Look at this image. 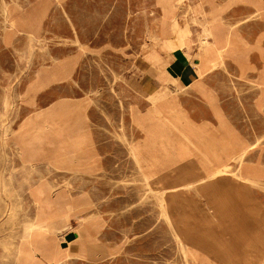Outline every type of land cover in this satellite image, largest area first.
I'll return each instance as SVG.
<instances>
[{
    "label": "rangeland",
    "instance_id": "374dc122",
    "mask_svg": "<svg viewBox=\"0 0 264 264\" xmlns=\"http://www.w3.org/2000/svg\"><path fill=\"white\" fill-rule=\"evenodd\" d=\"M175 4L185 25L198 0ZM262 16L254 9L223 15L243 29L248 47L263 36L264 53ZM160 19V0H0V264H226L217 242L228 239L221 227L235 220L237 207L219 205L222 187L245 198L238 204L242 215L264 218L260 51L249 53L255 70L244 76L228 60L177 90L168 81L186 82L196 60L184 66L179 53L162 45L169 34L158 30ZM192 32L187 52L195 58V27ZM147 51L157 69L136 64ZM195 82L215 96L258 183L226 180L213 193L187 190L171 210L170 184L156 146L146 142V126L170 93L194 127H219L208 102L192 89ZM231 165L222 175L237 179L240 164ZM207 222L214 240L194 230ZM252 242L256 249L247 240L236 253L263 261L258 228Z\"/></svg>",
    "mask_w": 264,
    "mask_h": 264
},
{
    "label": "crops",
    "instance_id": "0c3cea01",
    "mask_svg": "<svg viewBox=\"0 0 264 264\" xmlns=\"http://www.w3.org/2000/svg\"><path fill=\"white\" fill-rule=\"evenodd\" d=\"M160 6L161 19L159 22L162 25L159 26L158 30L162 28L168 31L169 34L168 37L162 40V45L164 44V47L172 53H179L183 59L184 66L187 62H192V59L196 60L195 63H192L194 69L189 67L186 70V72L189 70L190 75L186 82L177 80L168 81L177 90L188 87L190 78L195 77L201 79L210 74H214L228 60L238 65L242 76L246 75L248 71L255 70V67L250 63L249 59V53L254 49L260 51L261 59L264 60V53L260 48L263 42V36L258 38L254 47L250 48L245 42L243 29L227 24L223 17L225 12H234L242 9H254L262 16L264 14L263 0H198L197 9L194 10L191 19H188L184 26L178 20V9L175 0H160ZM194 27L197 37V55L195 58H191L187 51L192 48V44L194 43L192 39ZM153 39L152 44L154 43ZM152 56L153 54L147 51L137 60L136 64L157 69L152 60ZM214 57L217 61H214L216 60ZM208 58H211V61ZM208 61H210L209 65H204L205 68L202 69L204 67L202 65L208 64ZM262 65L264 66V63ZM205 69L206 71L204 72ZM257 84L260 89L257 106L263 107V72L258 74ZM159 86L162 87L161 91L162 95H164L165 87L161 83H159ZM192 89L197 91L208 102L209 108L212 113L214 112L215 117L219 121V127L214 125L213 128L211 126L213 124L209 122L202 124L198 128L194 127L192 119L181 110L178 98L170 93L167 95V98L161 101L159 109L160 115L157 116V114L155 117H152V120L146 126V142L149 145L156 146L161 161V171L164 176V181H168L170 184L169 187L165 185V188L167 191V202L171 210L172 204L175 202L178 194L181 193L180 195H182L187 190H210L213 193L217 187L227 182L226 180H230L229 182L244 181L250 184L257 183L254 179L258 177L257 173L251 171V167L244 161L247 156V150L237 144L235 135H232L226 128V123L216 107L215 96L201 82H195ZM147 112L152 113L149 109ZM218 128L219 130L217 131ZM235 160L240 164L238 168L240 176L238 178L240 177L241 180L237 178L238 181L233 178L227 179L228 174L222 175L226 169L232 168L231 163ZM166 177L168 178L166 179ZM222 188L223 198L221 197L222 201L219 202V205L237 207L235 220H231L226 226L221 227L222 233L228 236L227 240L224 238L217 242L220 247L222 259H225L226 264H264V260L262 262V258L260 257L256 263L236 253L239 247L245 248L247 240L249 248L256 249V245L252 242L253 232L258 228L261 233H264V218L262 219L261 216L258 218L253 212H249L248 217L245 214L242 215L241 211L243 213L244 209L239 208L238 204L239 201H244L245 198L240 199L238 194L229 186ZM216 199L218 198L216 197ZM183 224L186 227L185 223ZM194 230L206 241L210 239L214 240V231L211 230L209 222ZM203 247L204 244L199 245V248Z\"/></svg>",
    "mask_w": 264,
    "mask_h": 264
},
{
    "label": "bare ground",
    "instance_id": "6f19581e",
    "mask_svg": "<svg viewBox=\"0 0 264 264\" xmlns=\"http://www.w3.org/2000/svg\"><path fill=\"white\" fill-rule=\"evenodd\" d=\"M4 11H5V10H4ZM5 13H6V12H5ZM2 14H3V13H2ZM197 18H198V17H197ZM199 18H201V17H199ZM183 26H184V25H183ZM39 27H40V24L38 23L37 28H39ZM188 28H189V27H188ZM185 29H186V28H185ZM176 32H177V30H176ZM176 32H175V33H176ZM47 34H48V33H47ZM186 34H187V33H186ZM181 36H182V35H181ZM204 46H205V45H204ZM201 50H202V49H201ZM204 50H205V49H204ZM205 51H206V50H205ZM215 51H216V49H215ZM206 52H207V51H206ZM208 52H209V51H208ZM211 52H212V51H211ZM213 53H214V51H213ZM217 53H218V52H217ZM217 53H216V54H217ZM220 54H221V53H220ZM214 55H215V54H214ZM201 56H202V55H201ZM203 56H204V55H203ZM208 56H209V53H208ZM208 56H207V57H208ZM215 56H216V55H215ZM218 56H219V55H218ZM207 57H206V58H207ZM214 58H215V57H214ZM208 59H210V61H211V58H208ZM215 59H216V58H215ZM219 59H220V58H219ZM203 61H205V60L203 59ZM210 61H208V64H203L202 66H204V65H209V62H210ZM214 61H217V59L214 60ZM214 61H213V62H214ZM203 63H205V62H203ZM211 63H212V62H211ZM198 64H199V63H198ZM210 65H211V64H210ZM211 66H212V65H211ZM197 67H198V66H197ZM208 67H210V66H208ZM208 67H207V68H208ZM203 68H205V66L202 67V69H203ZM210 68H211V67H210ZM210 68H208V69H210ZM153 69H154V68H153ZM216 69H217V68H216ZM150 70H151V68H150ZM199 70H200V69H199ZM205 71H206V69L204 70V72H205ZM149 72H150V71H149ZM151 72H152V71H151ZM200 72H202V71L200 70ZM150 75H151V74H150ZM199 76H200V75H199ZM199 76H198V77H199ZM199 78H200V77H199ZM167 81H168V80H167ZM43 85H45V84H41V87H43ZM34 88H35V89H38V88H36V86H34ZM172 104H173V103H172ZM169 105H170V104H169ZM176 105H177V104H176ZM164 107H165V106H164ZM170 107H171V105H170ZM166 108H167V107H166ZM168 108H169V107H168ZM156 109H158V108H156ZM166 110H167V109H166ZM169 110H170V109H169ZM173 110H174V109H173ZM159 111H160V110H159ZM174 112H175V111H174ZM157 116H159V115H157ZM46 120H47V119H46ZM43 122H44V121H43ZM44 124H45V122H44ZM33 127H34V126H33ZM30 129H31V128H30ZM32 129H33V128H32ZM38 129H39V128H38ZM53 129H54V128H53ZM27 130H28V129H27ZM51 130H52V129H51ZM54 130H55V129H54ZM41 131H43V130L41 129ZM62 131H63V130H62ZM27 132H28V131H27ZM55 132H56V131H55ZM34 133H35V132H34ZM37 133H38V132H37ZM40 133H41V132H40ZM40 133H39V134H40ZM46 133H47V132H46ZM50 133H51V132H50ZM41 134H42V133H41ZM57 134H58V133H57ZM57 134H56V135H57ZM77 134H78V133H77ZM22 135H23V133H22ZM26 135H27V134H26ZM40 136H41V135H40ZM40 136H39L38 138H40ZM27 137H28V136H27ZM29 137H30V136H29ZM29 137H28V138H29ZM34 137H35V136H34ZM36 137H37V136H36ZM51 137H52V136H51ZM59 137H60V136H59ZM19 140H20V139H19ZM34 140H36V139H34ZM36 141H37V140H36ZM36 141H35V142H36ZM39 141H41V140H39ZM31 142H32V141H31ZM43 142H44V140H43ZM35 144H36V143H35ZM42 144H43V143H42ZM257 144H258V143H257ZM29 145H31V143H30ZM36 145H37V144H36ZM38 146H39V144L37 145V147H38ZM33 147H34V146H33ZM39 147H40V146H39ZM31 148H32V147H30V149H31ZM40 148H41V147H40ZM33 151H34V150H33ZM33 151H32V152H33ZM40 151H41V150H40ZM42 151H43V150H42ZM243 152H244V151H243ZM33 154H34V153H33ZM35 154H37V153H35ZM245 156H246V155H245ZM243 158H244V157H243ZM28 159H29V158H28ZM242 160H243V159H242ZM33 163H34V162H33ZM77 165H79V164H77ZM51 168H52V167H51ZM224 174H225V173H224ZM214 177H215V176H214ZM212 178H213V177H212ZM212 178H211V179H212ZM238 179H240V177H239ZM213 180H214V179H213ZM236 180H237V179H236ZM240 180H241V179H240ZM203 183H204V182H203ZM248 183H249V182H248ZM255 183H256V182H255ZM257 183H258V182H257ZM182 186H183V185H182ZM52 187H53V186H52ZM31 197H32V196H31ZM33 199H34V198H33ZM62 204H63V203H62ZM37 206H38V205H37ZM37 211H39V210H37ZM43 211H44V210H43ZM39 212H40V211H39ZM10 214H11V213H10ZM36 214H39V213L37 212ZM11 215H12V214H11ZM13 216H14V215H13ZM36 218H37V217H36ZM10 219H11V218H10ZM39 219H40V215H39ZM168 219L170 220L169 217H168ZM33 220H34V219H33ZM36 220H37V219H36ZM38 221H39V220H38ZM30 223H31V222H30ZM33 223H34V222H33ZM44 223H45V222H44ZM24 225H25V224H24ZM35 225H36V224H35ZM23 227H26V228L28 229V226H23ZM32 228H33V227H32ZM38 228H39V227H38ZM43 228H44V227H43ZM22 229H23V228H22ZM29 229H30V227H29ZM32 231L34 232V230H32ZM37 231H38V230H37ZM39 231H40V230H39ZM24 232H25V231H24ZM28 233H29V231H28ZM31 233H32V232H31ZM23 235H24V234H23ZM23 235H22V236H23ZM25 236H27V235H25ZM28 236H29V235H28ZM30 236H31V235H30ZM30 236H29V237H30ZM27 238H28V237H27ZM27 238H25V239H27ZM20 245H21V244H20ZM18 246H19V245H18ZM19 249H20V248H19ZM65 249H66V248H65ZM63 250H64V249H63ZM20 251H21V250H20ZM20 251H19V252H20ZM22 252H23V251H22ZM7 254H8V253H7ZM17 255H18V254H17ZM22 255H23V254H22ZM60 256H61V255H60ZM12 257H13V256H12ZM30 257H31V256H30ZM66 257H67V256H66ZM77 257H78V256H77ZM20 258L23 259L22 256H21ZM65 259H66V258H65ZM67 259H68V258H67ZM67 259H66V260H67ZM258 259H259V258H258ZM23 260H24V259H23ZM60 260H61V258H60ZM17 261H18V260H17ZM17 261H16V262H17ZM62 261H63V260H62ZM262 262H263V261H262ZM17 263L19 264V262H17ZM62 263H63V262H62ZM20 264H21V263H20ZM60 264H61V263H60Z\"/></svg>",
    "mask_w": 264,
    "mask_h": 264
}]
</instances>
